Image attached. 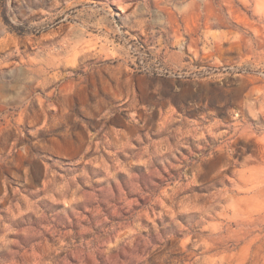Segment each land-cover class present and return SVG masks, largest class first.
<instances>
[{
	"label": "rangeland",
	"instance_id": "rangeland-1",
	"mask_svg": "<svg viewBox=\"0 0 264 264\" xmlns=\"http://www.w3.org/2000/svg\"><path fill=\"white\" fill-rule=\"evenodd\" d=\"M0 264H264V0H0Z\"/></svg>",
	"mask_w": 264,
	"mask_h": 264
}]
</instances>
